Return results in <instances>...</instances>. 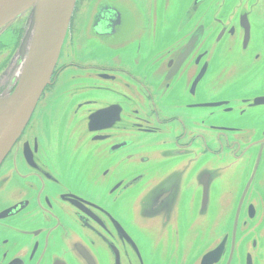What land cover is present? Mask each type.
Returning a JSON list of instances; mask_svg holds the SVG:
<instances>
[{
  "label": "flooded vegetation",
  "instance_id": "obj_1",
  "mask_svg": "<svg viewBox=\"0 0 264 264\" xmlns=\"http://www.w3.org/2000/svg\"><path fill=\"white\" fill-rule=\"evenodd\" d=\"M104 1L97 0L94 11L107 16L119 13L122 23L114 38L96 30L92 34L99 38L97 46L101 50L84 51L76 40L81 19L78 16L76 19L77 9L74 10L51 85L40 97L23 133L0 167V175L11 171L22 178L30 207L12 212L10 221H4V225L19 232L15 235L0 232V254L8 255V241L15 237L19 246L13 254H18L21 264H83L80 252L84 247L95 264H115L112 246L118 250L119 264H138L119 227L135 244L142 261L152 264L147 261L145 240L156 229L167 226V238L178 243L172 246L177 251L169 264H195L200 243L206 244L210 251L221 241H224L222 264H228L231 251L229 264H242L247 243L257 244L264 228V115H241L238 110L240 101L263 93L237 88L224 92L209 89L213 66L202 56L197 60L196 55L208 49L215 33L210 21H206L209 26L206 49L198 47L193 58L183 62L173 74L181 50L177 44L180 35L164 34L159 43H153L158 41V33L150 28L151 21L167 14L166 0H131V3L107 0L105 4ZM241 1L248 4L259 0ZM86 2L77 0L80 7ZM211 2L221 8L232 2L221 14L220 20H224L237 0ZM126 3L138 8L137 15L147 26L132 42L128 35L115 39L123 22L131 27L129 20L134 13L126 10ZM187 15L189 24L197 20L193 13ZM24 30L21 26L12 29L8 39L0 41V97L16 86L24 62L18 55ZM115 40L128 42L121 44ZM79 48L90 56L77 58ZM201 71L204 75L197 82ZM104 93L112 94L117 101L128 100L130 105L125 129L120 131L119 139L109 144L110 134L104 133L98 141L89 134L88 111L93 110L94 103L99 106L97 98L104 97ZM219 100H227L228 104L220 109L198 106ZM118 121L119 118L114 120L112 129L118 126ZM137 124L160 137V145H170L172 149H163L159 156L168 158L181 151L177 161H187L186 169L191 170L173 174H182L183 182L176 177L172 182L160 177L157 185L160 187L150 186L157 181L150 175L156 168H163L164 176L169 172L164 173L167 167L164 156L159 166H149L152 154L141 151L143 142L137 139V130L141 129L133 128ZM119 145L122 147L118 151H111ZM113 152L118 153L111 156ZM221 159H225L230 169L240 164L242 172L241 177L234 180L230 177V183L216 190L219 171L207 167L206 162ZM30 160L34 163L31 170L26 165ZM255 165L252 182L235 219L229 200L232 185L248 175L242 194ZM121 169L125 170L123 174L118 172ZM201 183L203 188L195 187ZM224 194V199H220ZM79 202L87 204L83 206L101 225L74 208V203ZM148 248L150 251L152 246Z\"/></svg>",
  "mask_w": 264,
  "mask_h": 264
},
{
  "label": "water",
  "instance_id": "obj_2",
  "mask_svg": "<svg viewBox=\"0 0 264 264\" xmlns=\"http://www.w3.org/2000/svg\"><path fill=\"white\" fill-rule=\"evenodd\" d=\"M96 1L97 0H87L82 7H80V5L78 7L76 5L77 0H0V41H3L5 38L8 39L12 29L20 28V26L25 29V36L18 52L20 60L24 59V62L20 74L16 79V86L10 93H4L0 97V167L23 133L40 97L45 89L51 85L52 75L61 56L68 26L73 17L74 10H79L78 17L81 19V23L78 24L76 40L83 46L84 51L91 53L101 50L97 46L99 45V38L97 35L92 34V32L96 33V30L100 35L108 37L109 39L114 38L117 27L122 23L119 22V13L107 16L106 14L94 11L96 10ZM127 1L131 3V0ZM180 1L181 2L176 6L181 8L183 5L184 14L180 19L179 25L174 24L173 21L166 20L169 14H166L165 17H158L150 23V28L155 29L158 33V41L153 43H159L164 34L174 32L180 35L177 44L181 46V50L178 54L177 64L173 70V74L183 62L193 58L198 47L200 50L206 49L205 45L207 44V31L209 27L206 21H210V28H215V33L211 35L208 49L206 51H200L199 54L197 53L196 55L197 60L202 56L207 63L209 62L213 66L211 70L213 74L208 80L209 89L212 91L219 90L224 92L230 88H237L244 92L256 94L263 93L254 98L240 101L238 114L264 115V0L250 2L248 4H246L245 1L237 0V2L232 5L231 11L224 20H220L221 14L231 6L232 2L221 8L219 5L215 7L211 0ZM103 3H108V1L105 0ZM125 6L128 12L134 13L132 20H129L131 27L127 22H123L122 29L115 39H118L120 35H128L132 42L140 33H144L147 26H144V21L137 15L140 14L138 8L134 9L127 3ZM116 10L118 11V9ZM188 12L193 13L197 17V20L192 21L190 24L187 21ZM105 20L110 24H107V22L104 24ZM158 21L164 22L167 30H159L157 28ZM180 27H185V33L179 34L178 29ZM125 38L122 40H125ZM88 40H91V42L88 43ZM115 41L121 44L128 42L121 40ZM84 51L79 48L76 51L77 58H84L85 54L90 56ZM176 53L177 52H175V54ZM203 75V71L197 75V82L202 79ZM102 95L104 97L97 98V104H99V106H95L94 103L92 106L93 110L88 111V113H90L89 134L94 135L93 138L95 141H98L101 136H104V133L110 134L108 136L109 140L107 141L109 144L119 139L120 131L125 129L129 121L130 111L128 108L130 105L128 100H115L110 93H104ZM121 104H124L125 107ZM227 104V100H219L214 102V104H200L198 106L220 109ZM117 118H119L118 126L112 129V124ZM105 124L108 125L105 126ZM133 128L141 129L137 130V139L143 142L141 151L152 154V158L149 159V166H159L161 157L164 156L159 155L163 153V149L171 150L172 148L170 145H160V137L155 136L150 129L146 130L139 124L133 126ZM129 129H131V126ZM121 147L122 145L116 146L114 149H111V151H118ZM117 153L118 152H113L110 155L112 156ZM260 154L261 151L258 153L261 158ZM178 155H182V153L177 150V152L171 154L172 157L166 158V156H164L163 159L166 158L164 163L167 166L164 173H169L164 176L165 174H162V170L164 169L156 168L153 173L150 174L157 180L150 184L152 188L160 187L157 186L160 177H163L165 180H171V182L175 177L178 178L180 182L184 181V176L182 174H173V172L177 173L179 170L182 171L186 169L188 164L187 161H181V163H179L176 159ZM258 155L257 160H260ZM105 160H108V157ZM224 160L225 159L206 162L207 167L219 171L220 180L215 187L216 190L230 183V177H232L233 180L241 177V165L234 164L232 169H230V165ZM26 165L28 169L31 170L34 163L30 160ZM190 170L191 169H186V171ZM255 170L256 165L255 169L253 167V171L242 194L241 189L248 175L243 177L238 183L232 185L229 200L233 204L232 213L235 219L239 216L241 205L252 182ZM148 171L150 170L148 169ZM118 172L123 174L125 170L121 169ZM46 176L49 177V175ZM20 179L22 178L17 177V174L14 175L11 171L7 174L0 175L1 233L9 232L13 233V235L17 234V232H19L17 228L7 227L4 225V221H10L12 212L24 211L30 208L28 207L29 199H25L28 196L27 185L21 182ZM129 184H132V182ZM116 186L119 187L118 184H116ZM195 187L203 188L204 185L201 183L200 185H195ZM224 197L225 194L222 195L220 199L223 200ZM205 198L206 192L204 191L202 194V200L204 202ZM74 204V208L78 210L80 214L82 213L94 223L101 225L99 219L83 206L86 203H80L81 205ZM190 213H192V211H190ZM250 218H253V212H250ZM118 229L122 239L129 243L137 258L138 264H145L135 244L122 229L119 227ZM167 229H169L167 226H162L156 229L152 236L145 240L146 243H144V245L148 249L149 256L147 261L149 263L169 264L174 261V255L177 249L173 250L172 246H178V243L177 241L173 243L172 239L169 240L167 238ZM235 232L236 227L234 226L232 241H234ZM260 233H262L260 234L261 240H259L257 244H255V242L251 243V241L247 243L242 264H264V228ZM149 241L157 242L158 244H150ZM166 241H168V243ZM221 242L210 251H208L206 244L200 243L198 245L199 256L195 264H222L224 257V241ZM18 246V239L13 237L9 240L7 245L8 255L5 257L0 254V264H17L19 262L21 264V259L18 257V254L16 256L13 254ZM148 246H152L150 251ZM1 249L2 248H0V250ZM112 250L113 254L116 256L115 264H119L117 256L118 250L114 246H112ZM232 253L233 251L230 253L228 264L231 260ZM80 255L83 264H95L93 262L94 257L86 247H84L83 252H80ZM172 258L173 260H171Z\"/></svg>",
  "mask_w": 264,
  "mask_h": 264
},
{
  "label": "rangeland",
  "instance_id": "obj_3",
  "mask_svg": "<svg viewBox=\"0 0 264 264\" xmlns=\"http://www.w3.org/2000/svg\"><path fill=\"white\" fill-rule=\"evenodd\" d=\"M180 2H181L180 0H166V13L169 14V17H167L166 20L173 21L174 24H176V25H179L180 19L184 14L183 13L184 12L183 5L181 6V8L176 6ZM185 2H187V0H185ZM78 12H79V10L77 9L76 19L78 16ZM157 28L159 30H162V31L167 30L165 23L162 21L157 22ZM185 31H186L185 27H180L178 29L179 34H183V33H185ZM6 39L7 38H5L4 40H6ZM65 61H66V59H65Z\"/></svg>",
  "mask_w": 264,
  "mask_h": 264
}]
</instances>
